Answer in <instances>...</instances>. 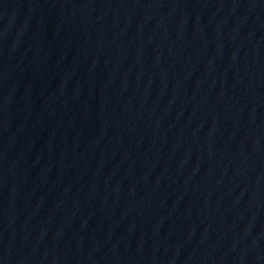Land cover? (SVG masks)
I'll use <instances>...</instances> for the list:
<instances>
[{
	"label": "water",
	"instance_id": "obj_1",
	"mask_svg": "<svg viewBox=\"0 0 264 264\" xmlns=\"http://www.w3.org/2000/svg\"><path fill=\"white\" fill-rule=\"evenodd\" d=\"M0 264H264V0H0Z\"/></svg>",
	"mask_w": 264,
	"mask_h": 264
}]
</instances>
